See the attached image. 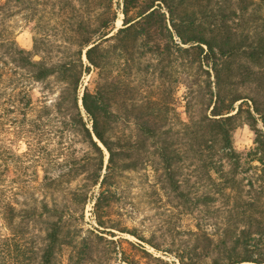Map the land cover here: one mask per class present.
<instances>
[{
	"label": "trees",
	"instance_id": "16d2710c",
	"mask_svg": "<svg viewBox=\"0 0 264 264\" xmlns=\"http://www.w3.org/2000/svg\"><path fill=\"white\" fill-rule=\"evenodd\" d=\"M19 1L0 0V231L8 230L0 233V264H59L61 247L66 256L61 264L92 260L102 264L109 259L106 247L115 244L114 240L93 231L83 235L79 223L87 193L97 185L95 230L105 233L109 232L106 228H114L141 242L136 243L139 257L120 251V260L142 264L141 258L145 264H171L145 249L142 242L159 250L153 235L145 238L108 216L118 201L120 172L134 169L142 158L138 152L149 143L160 163L161 182L176 193L184 211L200 212L206 207L207 212L208 205L218 202L220 207L214 206L209 213L225 214L229 223L218 241L205 238L200 219L194 225L197 231H191L200 232L203 242L213 243L211 264H264V133L255 127L256 118L249 110L264 113V75L255 72L249 78L250 71L236 73L231 65L237 60L264 64L259 21L242 18L255 10L257 2L238 0L241 14L238 22H230L236 16L231 0H78L84 9L67 16L71 26L58 45L63 44V49L52 52L37 37L31 49L21 47L4 25ZM118 12L122 23L115 29ZM148 55L158 58L166 75L180 68L187 115V121L179 122L181 129L166 127L167 117L151 115L144 104H132L136 111L132 116L116 114L120 91H134V82L147 81L143 73ZM118 58L123 59L119 70ZM91 68L97 71L94 86H85L80 94L83 73ZM244 79L253 83L251 94L238 90ZM52 82L58 90L50 98L55 93L49 88ZM123 102L126 105V98ZM243 110L256 136L254 146L241 155L233 149L230 132ZM120 120L131 122L133 132L124 134L118 127ZM76 142L89 147L82 162L74 155ZM103 148L108 153L105 165ZM187 159L196 161L191 185L183 172ZM242 159L256 163H249L240 176ZM10 165L14 177L8 180ZM53 171L58 173L51 175ZM80 174H84V183L68 190L64 204L49 206L43 201L40 211L32 203L28 208L17 207L20 193L29 194L36 187L57 191L63 182ZM197 184L208 189L199 192ZM38 219L46 226L41 245L34 248L32 241H25L24 229ZM236 230L239 234L234 236ZM203 242L195 247L201 249L198 257L209 249ZM184 254L178 255L180 264L196 263L189 256L185 260Z\"/></svg>",
	"mask_w": 264,
	"mask_h": 264
},
{
	"label": "rangeland",
	"instance_id": "374dc122",
	"mask_svg": "<svg viewBox=\"0 0 264 264\" xmlns=\"http://www.w3.org/2000/svg\"><path fill=\"white\" fill-rule=\"evenodd\" d=\"M254 1L257 2L255 10L250 11L249 8L250 12H245L242 18H257V23L259 21L258 29L260 33L264 35V0ZM231 3L232 7L234 9L236 8V16L232 17L230 22H238L237 16L241 14L240 11H238L240 7L238 6L239 2L238 0H231ZM81 9L83 10L84 6H81L78 0H20L19 4L10 10V15L4 20V25L7 26L11 35L15 37L17 43L21 47L31 49L32 40L34 37H37L41 39V42L48 43V45L45 44L44 46L50 48L52 52H54L63 49V44L60 47L58 45H61V42L63 43L62 39L67 36L69 32L68 29L71 26L69 24L70 20H67V16H70L72 12H81ZM121 18L122 14L118 12V16L114 22L115 29L121 26ZM145 59L147 69L143 74L147 81L143 84L134 82V91H120L115 105L117 116H132V114L136 112L132 110V104H144V106L146 105L148 107L147 112L151 115L160 113L167 117L166 127H172L173 130L181 129L182 126L179 122L181 120L187 121V115L184 113V94L186 89L180 81L179 66L178 69L176 67L170 69L172 70L171 75H169V73L166 75L157 64L158 58L156 56L148 55ZM122 61L123 59L118 58V70L122 67ZM231 65L234 68L233 71H237L236 73L248 74V71H250L249 78H252L255 72L264 75V64L262 66H254L251 64L249 65L244 60H237ZM96 72V70L91 68L89 73H83L79 86L80 94H82L85 86L89 89L93 88L97 76ZM189 72L192 73V71ZM210 80H214L213 75L210 76ZM252 85L253 83L244 79L241 84L238 83V90L242 94H251L250 86ZM49 88L55 92L53 95L49 96L52 98L57 93L58 85L52 82ZM124 98H126L127 101L126 105L124 102L122 103V99ZM261 101L263 103L262 108H264V83ZM238 103L239 101L236 102L235 108H237ZM249 110L256 118L255 127L264 133V113L260 115L255 113L252 108H249ZM235 111L236 109L231 113L233 114ZM246 117V111L243 110L234 121V127L230 132L233 149L241 155L245 154L246 151L254 146V138L256 136L254 129H252L245 120ZM85 119L88 121L87 117H85ZM88 126H90L89 121ZM118 127L123 128L122 131L124 134L133 132V125L131 122L124 124L120 120L118 122ZM74 146V155L79 162H82L84 155L89 152V147L85 142H76ZM23 147L24 145L20 144L19 149L22 150ZM138 153L142 158L134 169L123 170L118 176L116 188L118 201L115 203L108 216L113 220H119L121 222L120 224L135 230V232L145 238L153 235L152 241L160 246L159 250L142 242L145 249L152 255L159 256L171 264H180L178 255L182 254V252L185 253V260L188 259L187 256H189L196 260L195 264H211V259L214 257L211 251L213 243L209 244L208 239L214 240L215 242L218 241L222 237V228L229 223L226 221L225 214L217 215V213H213L212 215L209 213V211L212 212V210H215L214 206H219V203L217 202L216 205H208L210 209L207 212L204 211L206 207L201 209L200 212H198L197 209H193L192 212H188L189 210L184 211L178 205L179 201L175 198L176 193L168 190L161 182L160 175L162 171L160 169L159 160L154 152V147L150 145V143L146 144L143 150H140ZM103 154L105 165L108 157L105 148H103ZM249 163L255 164L256 162L251 163L245 159L240 161V176L245 174L242 173V171L248 168ZM13 168L11 165L9 166V173H7L8 180L14 177V175L10 173V171L14 170ZM194 168H196V161L188 159L184 161L183 172L185 176H188L190 185L195 180ZM104 171L105 169L103 168L102 172ZM57 173L58 171H53L51 175H56ZM39 174L41 175V172ZM83 178L84 174H80L72 179L71 182H63L60 189L57 191L36 187L32 189L29 194L28 192L20 193L18 195L19 204L17 207L28 208L29 204L32 203L37 206V211H40L43 201L49 206H60L64 204V198L68 190L79 188L84 183ZM197 186L199 192L208 189L204 184H197ZM97 192L98 185L91 187L87 193L89 198L84 206L83 218L79 221L83 230L82 234L87 235L90 231H93L106 239L114 240L115 244L113 243L110 247H106L109 248L108 254H110V258L104 259L102 264H125L120 260L122 256V253H119L120 251L123 252L125 256L133 254L136 258L139 257L140 248L136 246V243L141 242L134 235L127 232H119L114 228H106V231L109 232L105 233H100L95 230L97 223L93 214V203ZM75 218H79L77 213ZM198 219L201 220L204 234H206L205 238H208L206 242H203V237H199L201 235L200 232L199 235H196L194 233L195 231L191 232L196 230L194 225ZM45 226L46 225L41 219H38V221L33 224L31 223L27 229H24L25 231L23 230L25 232V241H30V243L32 241L34 248L39 247L41 245V238L45 233ZM189 229L191 230L189 231ZM7 232L8 230L1 228L0 233L5 234ZM233 234L234 236L238 235V230ZM201 242H203V244L205 243V245H209V249L206 253H203L205 257L198 260V258L204 256L201 254L198 257L197 254H199V252L201 253V249L195 248ZM61 249L62 251L58 253L57 257L58 262H60L59 264L66 261L64 247H61ZM113 249L116 252L109 253ZM192 252L196 253L192 255ZM189 254H191V256ZM140 260L142 264H145L144 259L140 258ZM84 264H96V261H87Z\"/></svg>",
	"mask_w": 264,
	"mask_h": 264
},
{
	"label": "water",
	"instance_id": "95a60500",
	"mask_svg": "<svg viewBox=\"0 0 264 264\" xmlns=\"http://www.w3.org/2000/svg\"><path fill=\"white\" fill-rule=\"evenodd\" d=\"M83 58H85V54L83 53Z\"/></svg>",
	"mask_w": 264,
	"mask_h": 264
}]
</instances>
